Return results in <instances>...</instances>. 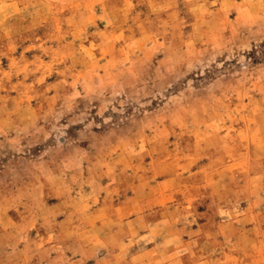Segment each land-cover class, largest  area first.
<instances>
[{
  "label": "rangeland",
  "instance_id": "1",
  "mask_svg": "<svg viewBox=\"0 0 264 264\" xmlns=\"http://www.w3.org/2000/svg\"><path fill=\"white\" fill-rule=\"evenodd\" d=\"M0 264H264V0H0Z\"/></svg>",
  "mask_w": 264,
  "mask_h": 264
}]
</instances>
